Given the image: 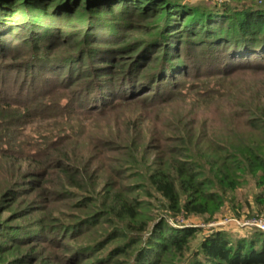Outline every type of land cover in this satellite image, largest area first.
<instances>
[{"label": "trees", "instance_id": "16d2710c", "mask_svg": "<svg viewBox=\"0 0 264 264\" xmlns=\"http://www.w3.org/2000/svg\"><path fill=\"white\" fill-rule=\"evenodd\" d=\"M78 12L84 33L34 18ZM244 69L264 70V0H0V264H264V230L192 251L200 229L168 221L251 182L264 206V100H222ZM92 118L117 132L89 153Z\"/></svg>", "mask_w": 264, "mask_h": 264}, {"label": "rangeland", "instance_id": "374dc122", "mask_svg": "<svg viewBox=\"0 0 264 264\" xmlns=\"http://www.w3.org/2000/svg\"><path fill=\"white\" fill-rule=\"evenodd\" d=\"M193 3H216L221 2V0H190ZM34 18L41 20L46 23H51L52 26L61 28L62 30H78L81 29V33L85 32V27L88 24L86 17L81 15L79 12L75 15L74 18H67L63 20L52 21L48 19H44L38 16L36 13L34 14ZM142 33L140 31H130L128 33V39H133L135 37L140 36ZM77 36L76 40L77 41ZM73 40V41H74ZM79 40V39H78ZM72 41V42H73ZM69 46H63L59 50H64L65 52L75 50V48L70 49ZM238 73L224 77L223 82L227 87L226 94L222 100H264V70L260 69H244L237 71ZM7 88V87H6ZM262 88V89H261ZM7 91V89H5ZM186 92V89H185ZM235 93V95L233 94ZM240 94V95H237ZM61 97L59 95L56 98ZM55 98V99H56ZM175 100H182L180 97ZM131 118L133 119L135 116H143L141 112L145 110L144 107L132 104L127 108ZM171 116L177 117V111L175 108L168 110ZM134 116V117H133ZM147 122L145 125L147 126L149 123V119L141 120ZM92 122V123H91ZM138 121H136L137 123ZM73 125H77L75 122H72ZM97 124L102 128L104 132H117L114 131L113 127L110 123H104L103 120H98L96 122L95 118L92 119H81L78 122V127L73 133L74 138H78L79 146L84 150H88L87 152H91L94 146V140L91 137L93 135L92 130H96ZM134 125V121L132 122V126ZM161 128V127H159ZM159 129L154 127L151 131L154 134V130ZM120 131V130H119ZM146 135L147 137L152 135ZM89 135L91 139L86 138L85 136ZM134 137L139 140V137L136 135V131L134 132ZM148 137V138H149ZM147 141V138H146ZM145 141V142H146ZM146 146H144L145 149ZM109 161H103V164H108ZM258 192L257 187L254 182L246 184L245 186L238 188L237 191L233 194L232 201L228 200L223 208L215 214L213 218H209V216H200V215H192L188 218H184L183 214L178 216H172L168 218V221L173 226H192L200 229L197 232L196 237L191 242L192 251L197 250L199 248L201 240L204 236L213 230L222 229L229 232L233 237L238 236H246L250 235L252 232L260 229L255 224L257 220L262 218L264 220V206L260 207L255 201V193ZM9 213H5L1 218H6ZM252 222V223H251ZM264 222V221H263ZM260 223V222H259ZM251 224V225H250ZM261 230V229H260ZM76 241H70L71 244H75ZM13 252H10L9 256L12 258ZM39 264V263H38ZM49 264H54V262H50Z\"/></svg>", "mask_w": 264, "mask_h": 264}, {"label": "built area", "instance_id": "2783aa9c", "mask_svg": "<svg viewBox=\"0 0 264 264\" xmlns=\"http://www.w3.org/2000/svg\"><path fill=\"white\" fill-rule=\"evenodd\" d=\"M257 220V223L255 224L258 228H260L261 230H264V220L262 218L259 219H255ZM260 222V223H259ZM252 223V222H251ZM251 225V224H250Z\"/></svg>", "mask_w": 264, "mask_h": 264}]
</instances>
